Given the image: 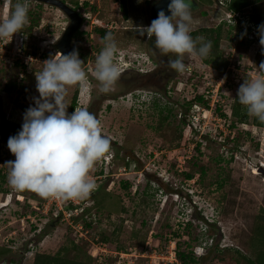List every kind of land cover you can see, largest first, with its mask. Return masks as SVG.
<instances>
[{"label": "rangeland", "instance_id": "374dc122", "mask_svg": "<svg viewBox=\"0 0 264 264\" xmlns=\"http://www.w3.org/2000/svg\"><path fill=\"white\" fill-rule=\"evenodd\" d=\"M156 1L126 0L124 16L120 0H63L68 6L77 2L87 21L72 43L87 78L67 89V111L77 93L75 109L93 113L111 144L90 172L96 178L95 195L87 202L98 217L91 221L87 240L46 216L44 198L12 189L2 165L15 159L7 141L34 106L35 76L57 53L55 43L68 25L60 10L29 1L37 25L25 49L35 60L21 65L0 57V200L11 201L8 215L0 209L7 251L0 264H33L36 254L57 253L70 260L89 258L92 264H180L176 251L191 253L189 264H247L244 258L254 257L252 242L264 217V129L254 126L249 114L247 122L239 123L232 107L239 103L241 84L255 79L264 63V46L250 20L264 13V0H248L234 19L227 15L228 0H195L199 6L192 13L191 33L222 25L220 49L228 68L218 74L186 55L185 71L164 86L144 74L152 69L149 38L138 29L150 26ZM17 2L0 0V21ZM108 33L117 43L115 63L122 74L105 94L93 72ZM198 96L203 103L194 101ZM239 109L247 110L240 103ZM96 237L110 240L103 254L93 250Z\"/></svg>", "mask_w": 264, "mask_h": 264}, {"label": "clouds", "instance_id": "9594fccd", "mask_svg": "<svg viewBox=\"0 0 264 264\" xmlns=\"http://www.w3.org/2000/svg\"><path fill=\"white\" fill-rule=\"evenodd\" d=\"M29 0H18L10 16L0 21V40H12L28 23ZM170 15L162 9L150 26L138 28L141 36L155 38V49L169 58L167 66L176 73L186 69L184 57L207 58L211 42L194 39L191 33L193 0H170ZM264 46V24L258 27ZM103 47L95 59L94 77L101 93H108L120 77L115 63L118 46L111 33L102 40ZM35 76L37 97L23 115L19 132L9 137L7 148L15 157L7 161V180L16 191H31L41 198L62 201L83 200L95 188L90 172L96 162L110 150V140L102 134L101 122L87 109L69 114L66 92L84 82L87 74L78 52H57L42 63ZM255 79L244 80L236 100L252 117L264 122V63ZM104 159V158H103Z\"/></svg>", "mask_w": 264, "mask_h": 264}, {"label": "trees", "instance_id": "16d2710c", "mask_svg": "<svg viewBox=\"0 0 264 264\" xmlns=\"http://www.w3.org/2000/svg\"><path fill=\"white\" fill-rule=\"evenodd\" d=\"M228 3H229L228 11L232 14H239L249 6L248 0H230ZM75 4H77V2H75ZM120 9L124 13V16H126V0H120ZM250 20L252 24H254V26L258 29L260 25L264 24V13L252 14L250 15ZM36 25L37 22L31 19V13L28 12V23L23 27V29L20 32L25 33L26 36L29 37L31 36V31L33 30L34 27H36ZM96 31L102 32V30L100 29H96ZM191 35L194 39H197L199 38L200 35H202L204 41L211 42L212 47L210 54L207 56V58L202 60V63L203 65L209 67L213 71H216L218 74H224L228 68V61L224 57L223 52L220 49V41L222 39V25H219L216 28L203 29L200 32H193L191 33ZM76 101H77V93L74 94L70 104L71 113L74 111L76 107ZM194 101L196 103H203V99L201 96L196 97ZM216 111L219 112V109L218 110L216 109ZM220 116L225 117V115L222 113H220ZM232 116L239 123H245L247 122L248 112L247 110L240 111L239 103H237L232 107ZM252 124L256 127L264 129V122H261L256 118H254ZM233 126L234 125H232V127ZM187 178L191 179L192 176H187ZM127 186L128 185L126 184V187ZM93 195H95V193H92L91 197ZM92 208H95L94 205ZM260 219L262 222L261 224L257 225L255 230V238L252 242L254 257L252 259L250 258V260L244 258L247 264H264V217ZM101 240L104 243L110 242V240L107 239L106 237H102ZM1 252H2L1 254L3 253L6 254L7 251L4 249ZM176 256L180 264H189L193 262L191 253L184 254L176 251ZM13 263L14 261H10V264ZM33 264H92V262L90 261L89 258L86 261L70 260L67 258H63L62 256H60L59 253H57L55 255L36 254L33 260Z\"/></svg>", "mask_w": 264, "mask_h": 264}, {"label": "built area", "instance_id": "2783aa9c", "mask_svg": "<svg viewBox=\"0 0 264 264\" xmlns=\"http://www.w3.org/2000/svg\"><path fill=\"white\" fill-rule=\"evenodd\" d=\"M219 5H223V3L220 1ZM6 8L4 10L5 14H7L8 11ZM227 15L229 19H234L237 17V14L232 13H228ZM27 39L28 36H26L25 33L20 32L14 34L10 42L7 39L0 40V57L2 58V61L5 63L11 62L12 64L21 62L22 65L24 64L22 62L25 60L27 61L25 64H28V62L32 61L33 59L35 60V58H33V54L27 52L25 49ZM2 165L5 164L3 163ZM92 179L95 182L96 178ZM87 198L83 200L76 199L69 201H62L55 198H44L43 206H45V210L43 213L46 216L50 215L55 220H60L66 223L74 231H76L79 239L87 240L86 235L89 233L88 229H90V226L93 225L91 221L96 220L98 217L96 213H94L95 211L92 210V204L88 205L89 203L87 202ZM91 243L93 250L97 255L99 253L103 254L105 252L107 243L99 241L97 237L94 238L93 242Z\"/></svg>", "mask_w": 264, "mask_h": 264}, {"label": "water", "instance_id": "95a60500", "mask_svg": "<svg viewBox=\"0 0 264 264\" xmlns=\"http://www.w3.org/2000/svg\"><path fill=\"white\" fill-rule=\"evenodd\" d=\"M30 2H35L39 4L48 5L60 10L68 19V25L64 29L61 37L55 43V50L60 53H70L74 49L72 47V42L74 36L80 30L84 23L83 17L78 11L74 10L72 7L68 6L61 0H29ZM170 0H157L151 7V21L157 18L158 12L164 10L166 15H170L167 11V6ZM264 174V171H263Z\"/></svg>", "mask_w": 264, "mask_h": 264}, {"label": "flooded vegetation", "instance_id": "af4514ba", "mask_svg": "<svg viewBox=\"0 0 264 264\" xmlns=\"http://www.w3.org/2000/svg\"><path fill=\"white\" fill-rule=\"evenodd\" d=\"M61 1L63 2V0H61ZM70 6L74 10L79 12V7H77V4H74V5L71 4ZM198 6L199 5L196 3V1L193 0V10L196 9ZM83 19H84V22H87L85 20L86 17H83ZM150 20H151V18H150ZM80 34H82V33H80V31H78L77 34L74 36L72 43H74L75 38ZM154 39H155L154 37L151 39L149 38L147 41V44H146L147 52H148V61H149V63L152 64V69H150V71H146L144 74H146L147 77L152 78L153 81H155V83H158L159 85L164 86L168 83L170 78H172L176 75V72L170 70L167 66V62H168L169 58H172V57L171 56L170 57L162 56V54H160L158 52V50L155 49Z\"/></svg>", "mask_w": 264, "mask_h": 264}, {"label": "crops", "instance_id": "0c3cea01", "mask_svg": "<svg viewBox=\"0 0 264 264\" xmlns=\"http://www.w3.org/2000/svg\"><path fill=\"white\" fill-rule=\"evenodd\" d=\"M1 193H4V191L2 190V189H0V195H1ZM0 209L3 211V212H5V213H7V215L9 214V211H10V207H9V205H11V201L10 202H3V201H1L0 200ZM10 217V216H9ZM9 217H7V218H9ZM6 224L5 225H7V227L8 226H12V224H13V222H10V221H7V222H5ZM5 228H7L6 226H4ZM2 230H4V229H2ZM3 231H1L0 232V258H3V260L0 262V263H2V262H4V259H5V253H3V254H1L2 252L1 251H3L4 250V248H5V243L3 244V239H4V236L1 234ZM12 234H14V233H12ZM12 254V253H11ZM26 264H29L28 262L26 263Z\"/></svg>", "mask_w": 264, "mask_h": 264}]
</instances>
